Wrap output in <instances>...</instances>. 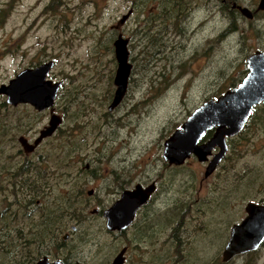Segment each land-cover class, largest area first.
<instances>
[{"label": "rangeland", "instance_id": "374dc122", "mask_svg": "<svg viewBox=\"0 0 264 264\" xmlns=\"http://www.w3.org/2000/svg\"><path fill=\"white\" fill-rule=\"evenodd\" d=\"M184 1L187 6L176 17L171 10L163 12L162 0H0V86L49 60L54 67L48 79L64 84L54 103L61 126L31 154L18 138L33 143L47 126L49 112L37 113L27 105L7 106L8 111L0 107V114L17 116L25 125L14 135L1 136L0 131V189H5L0 192V211L10 203L11 211L17 212L20 203L31 199L21 189L23 201L18 202L6 188L12 186L10 173L24 160L42 162L41 157H47L37 166L45 170L44 183L51 187L41 190L43 206L52 203L49 208H56L57 200L74 189L81 195V228L68 240L54 239L43 253L51 260L64 255L56 245L80 250L84 264H104L120 250L122 238L107 235L105 221L91 211L110 206L121 191L117 186L127 185L128 178L127 182L157 183L131 230L139 229L145 250L141 261L131 264H220L230 227L244 217L245 204L264 202V124L258 120L229 141L226 159L207 178L206 164L194 158L180 169L162 159L165 139L204 101L238 84L246 73V57L264 49V15L252 20L237 15V30L227 33L223 29L229 27V17L219 11L222 0ZM226 1L249 8L259 0ZM130 10L132 14L118 24ZM159 14L168 16L173 26L185 22L187 35L171 30L162 38ZM150 32H157V41H166L163 52ZM118 34L128 40L132 68L126 95L109 112ZM2 102L5 97L0 96V106ZM27 223L20 221L24 231L30 229ZM174 228L180 236L179 252L162 245ZM93 239L101 243L97 254L94 246H87ZM246 255L230 264H264V243ZM38 256L35 250L26 264H34Z\"/></svg>", "mask_w": 264, "mask_h": 264}, {"label": "water", "instance_id": "95a60500", "mask_svg": "<svg viewBox=\"0 0 264 264\" xmlns=\"http://www.w3.org/2000/svg\"><path fill=\"white\" fill-rule=\"evenodd\" d=\"M240 14L251 19V12L238 6ZM258 10H264V0H259ZM131 10L123 15L118 24H123ZM116 71L113 85L114 96L108 107L111 111L122 101L128 85L132 65L129 62L128 40L118 34L113 42ZM246 75L236 86L226 90L216 99L204 101L186 118L178 129L165 139L162 159L169 165L182 166L191 156L205 163L204 177L210 176L227 152V139L237 136L243 130L255 107L264 103V51H257L246 57ZM54 67L52 60L34 68H26L0 86V96L5 97L8 106L29 105L36 111L49 109L51 112L47 126L40 131L33 145L20 138L19 143L26 151L46 137L51 136L62 119L53 114L54 103L62 82L48 79ZM211 137L202 141L206 133ZM217 152L213 154V150ZM155 185L143 187L137 184L132 190L121 192L108 209L103 212L105 227L109 231H121L130 226L136 211L146 205L154 193ZM90 193V192H89ZM245 218L230 229L228 242L221 254L223 262L235 256L256 251L264 242V205L248 202L245 205ZM124 249L111 264H123ZM36 264H61L49 262L47 258Z\"/></svg>", "mask_w": 264, "mask_h": 264}, {"label": "trees", "instance_id": "16d2710c", "mask_svg": "<svg viewBox=\"0 0 264 264\" xmlns=\"http://www.w3.org/2000/svg\"><path fill=\"white\" fill-rule=\"evenodd\" d=\"M232 1V0H230ZM228 1L226 3V6H228ZM187 6V3L184 0H162V2L160 3V7L163 9V12L166 13L167 11H170L172 13H175V16L177 17L179 14H181V11L183 9H185V7ZM133 9H136V6H133ZM131 14H132V10H131ZM237 12L236 11H231L230 12V21L231 25L225 30V32L229 33L233 30V28L235 27L234 24L237 22ZM168 16H166L167 18ZM166 18L161 17L160 14L157 17L156 20L159 19V26L161 27V30L159 31V35L162 36L164 34H167L169 31L173 30V34H179L182 35L183 34V24H185V22L182 23H175L174 26L172 24H169L166 21ZM178 27H181V29L178 31ZM182 33V34H180ZM149 34H153L154 38L153 41L155 43V45L157 44V46H159V51L163 52L165 49V44L166 41H157L158 38V34L157 32L154 33H149ZM149 36V35H148ZM163 40V39H161ZM153 41H151V43H153ZM158 42V43H157ZM242 80V79H241ZM240 80V81H241ZM239 81V82H240ZM237 85V84H236ZM234 83L231 84V88H233L234 86H236ZM64 86V84L62 85ZM61 86V88H62ZM60 88V89H61ZM75 100V98L73 99V97H71V100L69 99L68 101L70 103H72ZM8 105L4 102L1 103V108L4 110H9V108L7 107ZM11 107V106H10ZM13 108V107H12ZM13 110V109H11ZM17 116L13 117L12 115H8V114H0V131H1V136L3 135H8V134H17L19 132H21L25 125L24 123H22V120H17L16 119ZM256 120H258L261 124H264V103L260 104L259 106L255 107L252 111V114L250 116V118L248 119V122L246 123V126L244 128L245 129L248 127V124L250 122H256ZM244 131H242L241 133H239L237 136L228 139L227 141V152H228V145H229V141H233L234 138L240 136ZM211 132H208L206 134L207 138L208 136H210ZM78 149V148H76ZM74 151H68V154L73 153ZM226 152V154H227ZM66 153V155H67ZM226 154L224 156V158L222 159V161L220 162V164L216 167L218 168L221 163L226 159ZM60 157H62L61 155H57V159H59ZM42 158V162L47 158V157H41ZM63 159L60 160V163H62ZM41 161L37 160V161H29V160H24L17 168L15 171H12L13 173H10L11 175V183L12 186H10V183L8 184V189H12L11 194H8L10 196H12L13 198H16L18 200V202H22L23 199L19 198V193L18 191H21V189L26 190L27 191V195L30 196V200H25L23 203H20V205H18L16 207V209H18L17 212H12L11 211V207H10V203H6L5 207L3 208L2 211H0V264H26L29 260L32 259L33 253H35V250L37 248V246L40 243L46 242L47 240L51 239L52 237H48L47 235H45V231H46V227H40V230L37 229V232H29V230L36 228L37 226L40 225V222H44L49 224L54 217H58V218H62L63 219V213H64V209L68 208L69 206H71L73 204V201L71 199V197H74L75 193V189L72 190V194L65 195V197H62L61 200L58 199L56 203L57 206L56 208H49L50 206H53L52 203H47V207L46 205L45 210H43L40 213H32L33 215L30 214V211L32 210L31 208H28L26 206L29 205H35L34 201L35 199H39L42 198L44 195L42 196L41 194V190H50L46 189V185L44 183V181H47V173L45 172V170H41V169H37V166L40 165L41 166ZM185 165V164H184ZM10 166V165H9ZM182 166H179L177 168H173V169H180L182 168ZM33 173V176L36 175V177H31ZM93 176H95V173H91ZM90 175V176H92ZM16 190H15V189ZM0 192H5L4 187H2V189H0ZM40 194V196H39ZM6 199L4 198V201ZM18 202H16L18 204ZM50 202V201H49ZM74 205V204H73ZM58 214V215H57ZM24 221L27 222L28 227L30 228L27 231H24V229L22 227H20V221ZM27 220V221H26ZM14 228V229H13ZM38 228V227H37ZM13 229V230H12ZM174 240V238H173ZM176 240V242H175ZM174 240V243L176 244L175 247L178 249L179 252V248H180V240L179 237L176 236ZM219 260V258H218ZM217 260V263H218ZM222 263V262H221ZM220 263V264H221ZM250 264V263H249Z\"/></svg>", "mask_w": 264, "mask_h": 264}, {"label": "flooded vegetation", "instance_id": "af4514ba", "mask_svg": "<svg viewBox=\"0 0 264 264\" xmlns=\"http://www.w3.org/2000/svg\"><path fill=\"white\" fill-rule=\"evenodd\" d=\"M226 3H227V1L226 0H222V4H221V6L219 7V11L223 14V15H227L228 17H229V20H228V24L227 25H231V22H229L230 21V12L233 10V11H236L237 12V14L238 15H240L241 17H243V18H245L244 16H242L241 14H240V12H239V10L237 9V7L238 6H240L237 2H232L231 4L230 3H228V5L230 4V6H226ZM258 3H259V1H258ZM258 3H257V5L255 6V7H250L249 6V8L248 7H245V8H247L250 12H251V19H248V18H245V19H247V20H252V19H254V17H258L259 15H264V10H258ZM240 7H243V6H240ZM263 21V20H262ZM239 25V24H238ZM224 31L226 30V28L225 29H223ZM235 30H237V27H234V30H233V32H235ZM187 29L185 28L184 30H183V34L182 33H180V34H182V35H179L180 37H185L186 35H187ZM224 33V32H223ZM223 33H221L222 35H224ZM257 51H264V49H262V50H256L255 52H257ZM246 73H247V71H246ZM246 73H245V75H246ZM244 75V76H245ZM244 78V77H243ZM242 78V79H243ZM241 82V81H240ZM126 95V94H125ZM20 106V105H19ZM27 106H29V105H27ZM32 108V107H31ZM33 109V108H32ZM34 110V109H33ZM35 112H37V113H42V112H45V111H48L49 112V115H51V112H50V110L49 109H47V110H44V111H36V110H34ZM52 113L53 114H56L55 112H54V108H53V111H52ZM57 115V114H56ZM60 117V116H59ZM50 118V117H49ZM61 118V117H60ZM49 121V120H48ZM248 122V121H247ZM62 123V122H61ZM48 124V123H47ZM60 126H61V124L57 127V129H56V131L55 132H57L58 131V129L60 128ZM245 126H246V124H245ZM245 126H244V128H245ZM46 127V126H45ZM44 127V128H45ZM180 127V126H179ZM178 127V128H179ZM177 128V129H178ZM244 128H243V130L242 131H244ZM241 131V132H242ZM54 132V133H55ZM211 132V134H210V136H208L207 138H205L204 140H202V141H205V140H207L209 137H211V135H212V133H213V131H210ZM39 133V132H38ZM53 133V134H54ZM19 138H24V137H19ZM37 138V137H36ZM25 139V138H24ZM25 140H27V139H25ZM35 140V139H34ZM28 141V140H27ZM44 141V139L38 144V146L42 143ZM228 141V140H227ZM30 143V142H29ZM38 146L32 151V152H30V154L31 153H33L37 148H38ZM217 152V149L215 148L214 150H213V154L214 153H216ZM29 154V153H28ZM195 159L196 160V158L195 157H193V156H191L188 160H191V159ZM187 160V161H188ZM187 161L185 162V163H187ZM184 163V164H185ZM183 164V165H184ZM169 165V164H168ZM169 167L170 168H177V167H179V166H172V165H169ZM215 171V170H214ZM127 180H131L130 178H128ZM127 180L126 181H124V183H126L127 185H123L122 187H119V186H117V188L120 190L121 189V191L119 192V194H118V196H117V198L113 201V203L116 201V200H118V198H119V196H120V194H121V192H123V191H125V190H132L137 184H140V185H142L143 187H146V186H148V185H150V184H145L144 182H141L142 180H140V181H138V182H133V181H131V182H127ZM134 183V184H133ZM154 183V182H153ZM154 185H155V190H154V193L150 196V198H149V200H148V202H147V204L146 205H144V206H142L141 208H139L137 211H136V213H135V216H134V218H133V221H132V223L130 224V226H128L127 228H125L124 230H121V231H109V230H107L106 229V227H105V223H104V229L106 230V234L107 235H110V236H112V237H115V236H119V237H121L122 238V242H123V246L120 248V250L114 255V254H110L111 256L107 259L106 258V261L105 262H103L104 264H111L112 263V261H113V259L115 258V256H117V254L121 251V250H123L124 249V254H123V258H124V260H123V264H131V262H134V261H136L135 263H138L139 261H141V259H142V257H143V255L145 254V250H142L141 249V247L142 246H144V245H142V244H144L143 242V240L140 242V239H139V237H140V235H139V233H138V231H139V229H137V232H133V231H131L132 230V228L133 227H135V223H136V219H137V216L142 212V209H144L148 204H149V202L152 200V197L154 196V194H155V192H156V190H157V183H154ZM6 188H7V185H6ZM46 189H49L50 188V186H47L46 185V187H45ZM90 192V193H89ZM46 193H47V191H46ZM92 193H93V191L92 190H89L88 192H87V195L88 196H91L92 195ZM69 194V192H65V195H68ZM69 196H70V194H69ZM81 195L79 194L78 195V192H76V193H74V197H71V199H72V201H73V204L71 205V206H69L68 208H66V209H64L63 211H64V213H63V219L62 218H58V217H60V216H58V217H54L53 218V220L49 223V224H47V223H44V222H40V225L39 226H37L36 228H33V229H31V230H29V232H37V229L38 230H40V227H46L45 229H46V231L44 232L45 233V235H47L48 237H52V240H50L48 243H47V241L46 242H43V243H40L38 246H37V248H36V250H37V254H40V256H38V257H36L35 259H34V264H36L39 260H41V259H43V258H47V260L49 261V262H55V261H59L61 264H84V262L83 261H81V260H79V259H82V257H81V255H80V250H78L77 251V249L75 248V249H71V248H69V247H67L66 246V248L65 247H62L61 245H56L57 247H58V249H60V251H63V253H64V255L63 256H61L60 258H57V259H50L49 258V256H47V255H45V254H43V253H47L48 252V249L51 247V245H53L54 244V241H56V240H54V239H56V238H61L62 239V242L63 241H65V240H68L69 238H71V237H73V236H75L76 234H77V232H79V227L81 228V224H82V220H81V208H80V206H78L79 204L77 203V197H80ZM112 203V204H113ZM254 203H256V204H259V205H264V202H262V201H258V202H254ZM35 204L36 205H29L28 206V208H31L32 210L30 211V214L31 215H33L32 213H40V212H42L43 210H45V207L42 205V203H41V200H39V199H37L36 201H35ZM111 204V205H112ZM247 204V203H246ZM245 204V205H246ZM110 205V206H111ZM110 206H108L107 208H105V209H102V210H100V209H93L92 211H91V214H93V215H95V216H99L100 218H102L104 221H105V218H104V216H103V212L106 210V209H108ZM244 213H245V206H244ZM58 215V214H57ZM245 216H246V213H245V215H244V217H242L241 219H240V221L238 222V223H240L244 218H245ZM238 223H235V224H238ZM234 225V224H233ZM232 225V226H233ZM231 226V227H232ZM231 227H230V229H231ZM176 229L174 228V230H173V232H174V234H168L167 235V237H166V240H163V242H162V245L163 244H166L167 245V247L170 249V251H173L174 249H175V243H174V240H175V238H176V236H177V234H176ZM132 235V236H131ZM229 235H230V230H229ZM229 235H228V237H229ZM158 236H161V234L159 233V235H157V237ZM177 237H179L180 238V236H177ZM173 238H174V240H173ZM229 239V238H228ZM228 239H227V242H228ZM95 239H93L92 240V242H93V244H88L87 246H94L95 247V250H96V252H95V254H97L99 251L101 252L102 250H101V247H100V245H101V243L100 242H98V241H94ZM175 242H176V240H175ZM226 242V243H227ZM142 243V244H141ZM226 243H225V245H226ZM264 243V242H263ZM262 243V244H263ZM261 244V245H262ZM162 245H161V247H162ZM180 245H181V243H180ZM225 245H224V247H225ZM224 247H223V249H222V252H223V250H224ZM146 248V247H145ZM93 248L92 247H90L89 248V251H91ZM157 251V250H156ZM222 252H221V254H222ZM250 253H252V252H250ZM83 254V253H82ZM246 254H249V253H246ZM246 254H243V255H238V256H235L233 259H231V260H229L228 262H223L222 261V258H221V262H222V264H230L233 260H235L237 257H246L247 255ZM162 260V259H161ZM212 263H214V262H212ZM211 263V264H212ZM134 264V263H133Z\"/></svg>", "mask_w": 264, "mask_h": 264}, {"label": "bare ground", "instance_id": "6f19581e", "mask_svg": "<svg viewBox=\"0 0 264 264\" xmlns=\"http://www.w3.org/2000/svg\"><path fill=\"white\" fill-rule=\"evenodd\" d=\"M113 80H114V78H113ZM127 86H128V85H127ZM114 87H115V86H114ZM126 92H127V90H126ZM125 94H126V93H125ZM113 96H114V95H113ZM124 96H125V95H124ZM110 103H111V102H110ZM109 105H110V104H109ZM109 105H108V107H109ZM108 107H107V109H108ZM113 110H114V109H113ZM108 111H109V110H108ZM111 111H112V110H111ZM111 111H109V112H111ZM43 129H44V128H43ZM43 129H42V130H43ZM39 135H40V132H39V134H38V137H39ZM52 135H53V134H52ZM52 135H51V136H52ZM51 136H49V137H51ZM38 137H37V138H38ZM49 137H46V138H49ZM37 138H36V139H37ZM46 138H43V139H46ZM19 139H20V138H18V143H19ZM22 139H24V138H22ZM36 139H35V140H36ZM43 139H42V140H43ZM24 140H25V139H24ZM35 140L33 141V143H29L27 140H26V141H27L30 145H33L34 142H35ZM42 140H41V141H42ZM41 141H40V142H41ZM40 142H39V143H40ZM39 143H38V144H39ZM19 144H20V143H19ZM38 144L33 148V150L38 146ZM20 145H21V144H20ZM21 147H22V146H21ZM22 148H23V147H22ZM23 150H24L26 153H30V152L33 151V150H32V151H26L24 148H23Z\"/></svg>", "mask_w": 264, "mask_h": 264}]
</instances>
